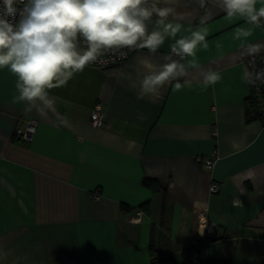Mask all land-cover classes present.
<instances>
[{
    "label": "crops",
    "instance_id": "1",
    "mask_svg": "<svg viewBox=\"0 0 264 264\" xmlns=\"http://www.w3.org/2000/svg\"><path fill=\"white\" fill-rule=\"evenodd\" d=\"M152 2L185 14L176 21L185 29L208 30L180 91L173 82L137 98L145 59L166 62L173 40L117 67H87L50 90L53 107L42 113L14 102L16 78L0 69V264H197L180 260L196 239L207 242L204 258L264 264V93L244 80L248 46L264 51V27L236 40L251 26L229 20L218 0ZM207 70L222 79L202 90ZM97 103L99 128L89 122ZM30 120L34 134L19 140ZM212 152L209 173L195 158Z\"/></svg>",
    "mask_w": 264,
    "mask_h": 264
},
{
    "label": "clouds",
    "instance_id": "2",
    "mask_svg": "<svg viewBox=\"0 0 264 264\" xmlns=\"http://www.w3.org/2000/svg\"><path fill=\"white\" fill-rule=\"evenodd\" d=\"M199 4L204 7L205 0ZM218 6L229 20L251 26L238 28L236 40L264 27V0H218ZM153 17L155 27L150 30ZM184 18L174 7H160L150 0H0V69L16 78L14 102L24 103L26 111L42 113L53 107L50 90L66 86L107 54L143 49L156 54L166 40H173L166 62L157 67L145 59L147 72L139 79L137 98L158 97L173 82L180 91L188 69L199 67L197 49L208 47L207 28L185 29L176 22ZM181 31L188 34L178 37ZM248 51L258 54L261 48L250 45ZM221 79L217 71H201L200 86L206 90ZM244 80L264 81V71L257 72L255 79L246 74ZM239 203L238 198L233 200L234 206Z\"/></svg>",
    "mask_w": 264,
    "mask_h": 264
},
{
    "label": "built area",
    "instance_id": "3",
    "mask_svg": "<svg viewBox=\"0 0 264 264\" xmlns=\"http://www.w3.org/2000/svg\"><path fill=\"white\" fill-rule=\"evenodd\" d=\"M150 3H152V0H150ZM138 50H132V51H125L124 54L121 53H111L107 54L105 57L102 58V62L89 65L88 67L96 68V69H107L112 68L121 65L123 62H125L133 53L137 52ZM245 66L249 71V76L251 79H255V74L260 71H264V51L252 55L249 58L245 60ZM255 88L261 89L264 88V81L256 80L255 83H251ZM260 114L264 116V108L260 110ZM103 108L102 105L97 103L93 106L92 110L89 113V122L93 127H101L103 125ZM36 128V122L34 121H28L26 122V125L22 129H18L15 131V137H17L19 140L22 141H29L31 136L34 134ZM195 161L202 165L203 168L207 172H211L213 169V166L215 162L217 161V155L215 152H212L210 155H208L206 158L197 157L195 158ZM219 190V184L217 182L211 181L209 184L208 191L210 194H215ZM99 190H95L93 194V198L98 197ZM140 214V213H139ZM197 241H200L201 247L199 251V256L201 258L204 257L205 254V247L207 242L196 239L192 242L193 245L197 244Z\"/></svg>",
    "mask_w": 264,
    "mask_h": 264
},
{
    "label": "trees",
    "instance_id": "4",
    "mask_svg": "<svg viewBox=\"0 0 264 264\" xmlns=\"http://www.w3.org/2000/svg\"><path fill=\"white\" fill-rule=\"evenodd\" d=\"M117 67V66H116ZM262 93H264V88H261ZM261 110V109H260ZM260 110L258 111V116L260 118L264 117L260 114ZM154 184L155 182L153 180L144 179L142 181V185L147 188H151L154 190ZM201 242L197 241L196 245H189L185 250L182 251L181 254V262H191L195 261L197 264H233L231 260H218V259H207V258H201L199 256V251L201 247ZM152 245L150 246V249L152 250Z\"/></svg>",
    "mask_w": 264,
    "mask_h": 264
}]
</instances>
